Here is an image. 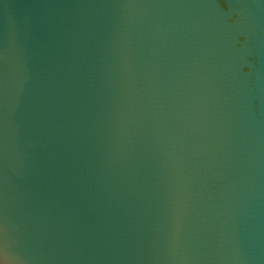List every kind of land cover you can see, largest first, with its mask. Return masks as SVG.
Segmentation results:
<instances>
[{
    "label": "water",
    "instance_id": "95a60500",
    "mask_svg": "<svg viewBox=\"0 0 264 264\" xmlns=\"http://www.w3.org/2000/svg\"><path fill=\"white\" fill-rule=\"evenodd\" d=\"M0 264H264V0H0Z\"/></svg>",
    "mask_w": 264,
    "mask_h": 264
}]
</instances>
